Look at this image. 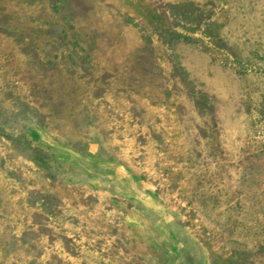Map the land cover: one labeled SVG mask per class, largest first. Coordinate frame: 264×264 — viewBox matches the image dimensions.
Instances as JSON below:
<instances>
[{
    "label": "rangeland",
    "instance_id": "1",
    "mask_svg": "<svg viewBox=\"0 0 264 264\" xmlns=\"http://www.w3.org/2000/svg\"><path fill=\"white\" fill-rule=\"evenodd\" d=\"M0 126V264H264V0H0Z\"/></svg>",
    "mask_w": 264,
    "mask_h": 264
},
{
    "label": "crops",
    "instance_id": "2",
    "mask_svg": "<svg viewBox=\"0 0 264 264\" xmlns=\"http://www.w3.org/2000/svg\"><path fill=\"white\" fill-rule=\"evenodd\" d=\"M55 151L57 152V159L64 165L70 167L72 170L77 172H89L88 174L94 171H104L108 172L109 174H116L114 176L117 177V173H120V171L115 167L116 165H113L110 163L107 159H96L94 154H92L91 149H88L87 151H78V150H71L64 147H56ZM96 157H99L98 155ZM113 166L114 169H113ZM110 167V169H109ZM113 169V170H112ZM96 177V176H95ZM120 177V184H125L123 186L127 191H133L132 184H135L134 179L131 176H123L119 174ZM94 178V177H93ZM137 184V183H136ZM135 184V185H136ZM148 195L142 193L139 196L133 197V199L136 200L138 204H144V206H147L148 201L151 200L147 198ZM154 199V198H153Z\"/></svg>",
    "mask_w": 264,
    "mask_h": 264
},
{
    "label": "trees",
    "instance_id": "3",
    "mask_svg": "<svg viewBox=\"0 0 264 264\" xmlns=\"http://www.w3.org/2000/svg\"><path fill=\"white\" fill-rule=\"evenodd\" d=\"M0 133L6 137H10L9 133H7L1 126H0ZM25 144L27 148L31 150L36 164L39 165L41 168H43L45 171L51 172L53 168L52 162L57 163L58 165L61 164V162L57 159V156L55 154L53 155L51 153H48L41 146L34 145L29 140H26ZM183 239H184V245L180 250L182 264H204L203 255L201 252V248L198 246V243H196L195 241H190L188 237L185 238L183 237ZM190 245L193 246L191 247V249H190Z\"/></svg>",
    "mask_w": 264,
    "mask_h": 264
}]
</instances>
